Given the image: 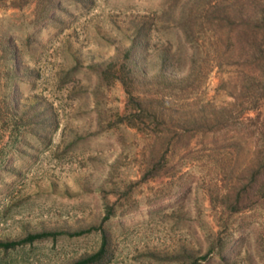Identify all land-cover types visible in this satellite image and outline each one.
I'll list each match as a JSON object with an SVG mask.
<instances>
[{"label":"rangeland","instance_id":"rangeland-1","mask_svg":"<svg viewBox=\"0 0 264 264\" xmlns=\"http://www.w3.org/2000/svg\"><path fill=\"white\" fill-rule=\"evenodd\" d=\"M173 2L0 5V264H70L97 250L102 231L109 264H264V199L239 211L231 202L256 140L190 126L200 105L232 98L217 87V66L199 73ZM176 63L182 74H158ZM121 75L155 105L141 112L145 125L133 119L140 128ZM164 83L161 100L152 92ZM159 108L168 132L154 130ZM248 113L264 119V102ZM21 239L30 240L3 245Z\"/></svg>","mask_w":264,"mask_h":264},{"label":"trees","instance_id":"trees-1","mask_svg":"<svg viewBox=\"0 0 264 264\" xmlns=\"http://www.w3.org/2000/svg\"><path fill=\"white\" fill-rule=\"evenodd\" d=\"M7 1L13 0H0V5L6 4ZM173 1L170 11L182 19V23H178L177 28L192 44L188 47V52L198 56L195 66L199 68V73L204 75L202 72L206 73L208 67L213 64L217 66L219 78L217 87L225 96L232 98L230 102L226 100L214 104L207 101L200 105L189 123L190 126L197 127L195 131L199 134L218 129H233L238 132L234 136L240 140L246 138L244 133L256 140L252 145L254 150L248 151L251 156V167L238 169V174L241 175L240 183L234 187L237 194L233 195L231 202H234L232 208L239 211L254 200L259 202L264 199V119L260 115L252 116L248 113L264 102V0H203L195 4L183 0ZM147 19L148 16L144 15L143 22L147 23ZM163 21L169 24L176 23L173 18ZM138 40L139 37L134 36L126 49L132 52L128 68L136 66L137 61L134 56ZM166 51L173 57L185 55L177 47L175 49L170 47ZM172 66V68L160 67L158 74L164 75L165 72H170L179 75L184 72L178 63ZM119 80L126 93L127 110L132 111V115L129 116L132 121L129 123L140 128L133 119L137 118L145 125L141 112L155 111L150 109L155 105L144 103L149 96H144L145 92L139 89L137 81L125 75H121ZM177 81H181V77ZM191 85L194 86V83ZM167 88L168 85L164 83L161 88H154L152 94L165 100L168 96ZM179 108L182 109V105L176 110H180ZM158 112L162 127L152 129L160 133L168 132L170 122L166 112L160 108ZM225 140L229 144H240L227 138ZM112 211L113 209L110 208V212ZM28 240L30 239L12 240L4 242L3 245L10 247ZM112 257V240L105 231H102L97 250L70 264H109ZM198 262L197 259H193L185 264H199Z\"/></svg>","mask_w":264,"mask_h":264}]
</instances>
